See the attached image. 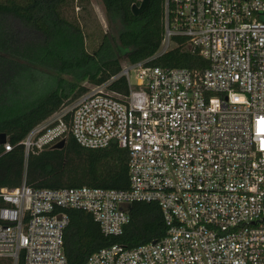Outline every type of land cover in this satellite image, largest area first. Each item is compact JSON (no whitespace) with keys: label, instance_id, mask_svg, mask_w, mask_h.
Here are the masks:
<instances>
[{"label":"built area","instance_id":"built-area-1","mask_svg":"<svg viewBox=\"0 0 264 264\" xmlns=\"http://www.w3.org/2000/svg\"><path fill=\"white\" fill-rule=\"evenodd\" d=\"M162 22L156 56L125 64L21 142L27 158L54 146L72 112L81 147L128 149L129 189H1L0 264H68L67 210L91 214L116 237L134 203L159 206L164 238L112 245L86 264H264V0H163ZM177 47L208 67L148 65ZM121 77L128 93L110 91ZM0 147L12 150L8 139Z\"/></svg>","mask_w":264,"mask_h":264},{"label":"trees","instance_id":"trees-1","mask_svg":"<svg viewBox=\"0 0 264 264\" xmlns=\"http://www.w3.org/2000/svg\"><path fill=\"white\" fill-rule=\"evenodd\" d=\"M74 1L82 5L86 0H0V77L11 78L24 63H30L42 75L41 82L36 81L33 88L35 99L27 94L26 103L13 104L3 98L7 82H0V134H6L12 146L10 152L0 147V190L16 189L24 183L33 189H129L128 149L116 142L98 150L81 147L70 132L72 112L62 118L68 128L62 149L45 147L31 152L27 158L21 144L35 127L90 91L82 82L92 86L105 84L121 73L123 62L149 60L162 45L163 0H150L147 11L140 16L132 12L134 0H101L109 25L118 26L115 45L86 6L80 7L85 12L83 24L63 14V7ZM44 49L49 53L46 57L41 56ZM52 49L58 53L50 52ZM148 65L190 70L208 67L202 57L183 47L151 60ZM53 71L58 75L53 76ZM109 90L128 93L126 79L113 81ZM31 101L35 102L28 106ZM4 206L0 198V209ZM66 213L69 224L63 250L68 264H86L91 255L112 245L132 249L159 241L167 231L155 203L132 204L130 223L116 237L104 236L92 215L83 210L70 209Z\"/></svg>","mask_w":264,"mask_h":264},{"label":"rangeland","instance_id":"rangeland-1","mask_svg":"<svg viewBox=\"0 0 264 264\" xmlns=\"http://www.w3.org/2000/svg\"><path fill=\"white\" fill-rule=\"evenodd\" d=\"M81 6H86L88 9H90L91 13L94 15L96 21H98L99 25L103 29L104 33H108L110 42L112 45L117 44V29L118 26H111L109 25L106 15H105V10L104 7L102 6L101 0H86L82 5L80 4L79 1H74L73 3L69 2L65 7H63V14L70 20H76L78 19L79 22L82 24L84 23L85 19V12L80 10ZM50 52H55L56 54L58 53L57 50L52 49ZM48 52L46 49H44L41 52L42 57L48 56ZM25 66L19 69L15 75H12L11 78L6 79V76L0 77V82L2 83V80L5 79L7 82V90L3 93V98L7 99L10 101V103L16 104L18 103H26L25 101L28 100L27 97L25 96H31V99H35L36 97V89L34 90L33 88L35 87V82L38 81V84L41 82L42 78L39 73H37L31 65L28 63H24ZM123 65L125 63L123 62ZM46 73L50 74L48 70H46ZM53 76H57L58 73L54 71L51 72ZM67 80H72L71 78L67 77ZM4 81V82H5ZM82 86L90 88L92 85L89 84L88 82H82ZM20 88L19 92L15 91L14 88ZM42 91L41 89H39ZM28 94V95H27ZM35 102V101H34ZM31 101L28 106H31L33 103ZM72 105L65 108V110L71 109ZM64 110V109H63ZM62 113V112H61ZM61 113L55 114L51 119L48 120L49 124L55 125V123H58V118L61 115Z\"/></svg>","mask_w":264,"mask_h":264},{"label":"water","instance_id":"water-1","mask_svg":"<svg viewBox=\"0 0 264 264\" xmlns=\"http://www.w3.org/2000/svg\"><path fill=\"white\" fill-rule=\"evenodd\" d=\"M149 3H150V0H144V2L141 4V6H132V12L135 16H140L142 14H144L148 7H149ZM7 136L6 134H0V146L1 145H4L6 142H7ZM65 145V140L62 139L61 141H59L57 144H55L52 148L53 149H62Z\"/></svg>","mask_w":264,"mask_h":264}]
</instances>
